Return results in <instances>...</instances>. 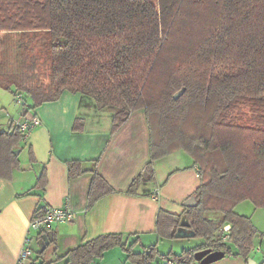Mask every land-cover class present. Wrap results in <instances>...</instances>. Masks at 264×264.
Here are the masks:
<instances>
[{
    "label": "trees",
    "instance_id": "16d2710c",
    "mask_svg": "<svg viewBox=\"0 0 264 264\" xmlns=\"http://www.w3.org/2000/svg\"><path fill=\"white\" fill-rule=\"evenodd\" d=\"M12 36L16 63L3 56L0 88L29 97L32 110L64 91L80 93L111 113V133L144 111L149 160L127 194L153 179L155 160L177 150L192 158L199 176L196 205L181 213L160 209L155 226L160 238H176L185 214L190 237L201 244L179 253L161 254L155 244L134 252L120 233H103L57 258L90 264L119 246L134 263L194 264L195 253L208 249L248 264L256 231L234 206L248 200L264 209V0H0V42ZM24 141L12 121L0 127V178L19 168ZM67 165L70 176L83 172L78 160ZM46 182L43 167L36 186ZM114 191L92 170L89 205ZM225 224L228 239L215 240Z\"/></svg>",
    "mask_w": 264,
    "mask_h": 264
},
{
    "label": "crops",
    "instance_id": "0c3cea01",
    "mask_svg": "<svg viewBox=\"0 0 264 264\" xmlns=\"http://www.w3.org/2000/svg\"><path fill=\"white\" fill-rule=\"evenodd\" d=\"M44 106L46 110L42 106L38 112L33 110L39 123L19 148V168L13 171L10 179L0 178V264H16L36 209L58 207L65 201L69 202L75 217L71 222L54 224L47 231L52 233L55 242L45 247L53 245L52 254L46 258L47 263L43 260L41 264H69L66 258L57 257L103 233H120L126 244L133 242L134 252L155 244L159 253H167L159 250L166 243L156 232V215L160 209L174 213L183 211V201L199 184L197 167L192 158L183 150H177L155 160L153 179L140 183L136 194L129 195L125 192L128 185L149 160V132L144 111L132 112L127 121L111 133V113L96 108L89 98L80 93L64 91L57 100ZM21 118L20 108L17 117L7 116L4 129L14 119ZM75 119L80 122L77 130H73ZM30 152L34 161L30 160ZM70 160L80 161L81 174L69 175L67 164ZM43 167L47 182L39 188L36 180ZM92 170L99 173L115 191L89 205L87 193ZM154 187L159 188L156 200L150 197ZM239 204L234 207L235 212L250 216L256 231V247L250 250L249 257L258 264L264 256V213L257 215L255 209L253 214L248 215L242 212L244 208H249L248 205ZM205 214L209 217L219 215L215 212ZM32 235L34 250L38 248L39 237L34 233ZM33 239L37 247H34ZM169 251L177 253L172 243ZM37 252L36 255L33 253L28 264H39ZM163 263L157 258L147 263L131 262L119 246L106 250L102 257L90 262ZM194 264L202 263L197 261ZM205 264H245V261L240 256H224Z\"/></svg>",
    "mask_w": 264,
    "mask_h": 264
},
{
    "label": "built area",
    "instance_id": "2783aa9c",
    "mask_svg": "<svg viewBox=\"0 0 264 264\" xmlns=\"http://www.w3.org/2000/svg\"><path fill=\"white\" fill-rule=\"evenodd\" d=\"M13 101L15 104L21 107L22 118L20 120L14 119L12 123L18 126L19 131L26 139L30 131L39 123V119L33 113V111L30 110V104H28L21 94L18 93L13 95ZM150 197L154 200L158 199V187H154L151 190ZM40 210L41 211L37 214H34L30 220L28 231L23 239L22 248L16 264H28L33 258L32 256L34 251L31 245L33 238L32 233H34L36 237L40 238L41 235L46 233L52 225L71 222L75 217V213L68 201H65L64 204L58 207L45 206ZM229 228V224H225L221 228H218V230L214 232V239H228ZM252 250H255V248ZM163 264H174V262L170 259H166Z\"/></svg>",
    "mask_w": 264,
    "mask_h": 264
},
{
    "label": "rangeland",
    "instance_id": "374dc122",
    "mask_svg": "<svg viewBox=\"0 0 264 264\" xmlns=\"http://www.w3.org/2000/svg\"><path fill=\"white\" fill-rule=\"evenodd\" d=\"M16 53H17V50H16V44H15V38L13 36L9 40L3 39V41L0 42V54H1L0 61L4 60V58H3V56H4L6 58V63L9 66H15V63H16V57H15V55H16ZM2 64H3V68H4V62ZM24 99L27 100L28 104H32V100L29 97H26V98L24 97ZM46 103L47 102L42 103V104H39V105H36L33 108V110H37V112H38L41 106L43 108L46 107V106H44V105H46ZM20 108L21 107L19 105L15 104L13 102L12 94L9 91L0 88V127L1 128H5L6 127V124H7V116L8 115H12V117H17L18 110H20ZM44 109L46 110V108H44ZM107 109L110 110L109 108H107ZM30 110L33 111L31 108H30ZM106 120H108L110 122V119H106ZM239 203L241 205H248V207H249V208H244L243 211H242L243 213H246L248 215L249 214H253V212H254L255 209H256L255 210L256 211L255 214H257V215H259V214L262 215L264 213V209L263 208H261V207H255L248 200L244 201L243 203H241V202H239ZM234 211H235V209H234ZM243 215H245V214H243ZM213 238H214V236H213ZM160 239H161V241L163 243H166V244H163L165 246H162L161 245L159 247V250H161L162 252H167V253L169 252L171 243H172V245H174V248H175V250H177L176 251L177 253H179L183 249L191 248V247L196 246L195 245L196 243H199V242L202 243V239L201 238H197V237L171 238V240L169 238L162 237ZM34 242H35V240L33 239V243ZM52 246L53 245L48 246L46 248L45 252L43 254L39 255V260H38L39 261L38 262L39 264H41L44 261H45V263H47L46 258L51 256L52 249H53ZM34 247H37L36 243H34ZM255 247L256 246H254V248ZM36 250H38V248L33 250L34 251V255H36ZM122 252H124L123 249H122ZM157 259H161V258H157ZM162 261H164V260H162ZM194 263H196V262H194Z\"/></svg>",
    "mask_w": 264,
    "mask_h": 264
},
{
    "label": "water",
    "instance_id": "95a60500",
    "mask_svg": "<svg viewBox=\"0 0 264 264\" xmlns=\"http://www.w3.org/2000/svg\"><path fill=\"white\" fill-rule=\"evenodd\" d=\"M179 94L180 93H176L174 95V98H177ZM182 204L184 207H194L196 205L195 197L193 195H190L189 197H187L183 201ZM179 224L182 228H184L183 230H187L189 228L190 223H189V220L185 214H183L181 216ZM183 230H180L179 232H177L175 234L176 238L181 237V236L190 237L193 235L192 232H190L188 230L185 232ZM51 239H52V233L51 232H46V233L42 234L38 240V251L39 252L43 251L44 248L50 243ZM222 255H223L222 252L209 251L208 249H203V250L197 251L195 253V259L197 261H200V263L205 264V263H209L211 261H214V260L222 257ZM247 261H248V264H256V262L251 257H249L247 259Z\"/></svg>",
    "mask_w": 264,
    "mask_h": 264
}]
</instances>
